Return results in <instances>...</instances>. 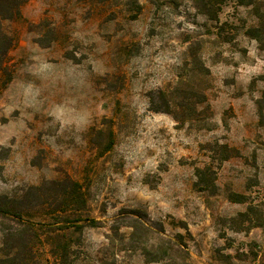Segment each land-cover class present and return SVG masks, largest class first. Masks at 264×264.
I'll list each match as a JSON object with an SVG mask.
<instances>
[{
	"label": "rangeland",
	"instance_id": "rangeland-1",
	"mask_svg": "<svg viewBox=\"0 0 264 264\" xmlns=\"http://www.w3.org/2000/svg\"><path fill=\"white\" fill-rule=\"evenodd\" d=\"M21 14L3 22L15 44L0 72V196L78 181L98 222L73 264H264V225L238 216L249 203L264 212L252 9L224 0L214 21L197 0H27ZM157 90L169 112L150 109ZM220 144L237 156L221 161ZM133 210L163 259L115 232ZM38 249L34 264H52Z\"/></svg>",
	"mask_w": 264,
	"mask_h": 264
},
{
	"label": "trees",
	"instance_id": "trees-1",
	"mask_svg": "<svg viewBox=\"0 0 264 264\" xmlns=\"http://www.w3.org/2000/svg\"><path fill=\"white\" fill-rule=\"evenodd\" d=\"M26 1L0 0V72L2 73H6L7 54L15 44L14 38L5 31L3 22L20 19L21 7ZM197 1L201 14L209 16L214 21L218 20V13L224 0ZM236 1L237 4L252 9L257 22L245 32L247 36L258 42L260 49L264 50V0ZM261 78L264 81V75ZM149 96L152 111L171 110L164 91H151ZM255 102L259 125L264 128V91ZM219 148L222 153L221 161L237 156L238 151L226 144H220ZM198 172L203 173L201 169H198ZM228 198L232 202H247L244 194L231 193ZM87 209L85 190L78 181L69 177L30 186L19 197L0 196V218L5 221L0 227V264H34V255L39 251V245L47 246L52 264H73V247L81 242L84 227L96 226L98 222L87 215ZM35 211L37 213H34ZM35 214H40L41 217H36L38 215ZM132 214L128 222L118 223L114 227L115 232L118 234L120 226L130 228L127 237L129 242L135 247L142 248L148 260L163 259V256L156 258L151 255L152 245L149 244V240H151L150 234L154 231L147 223L145 213L141 210H133ZM250 215H254V218ZM238 216L248 220L253 226L264 225V212L252 203L248 204L246 211L239 212ZM245 229L241 227L240 230Z\"/></svg>",
	"mask_w": 264,
	"mask_h": 264
}]
</instances>
